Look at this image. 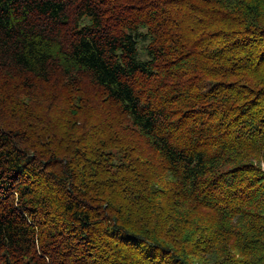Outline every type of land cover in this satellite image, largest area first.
Returning a JSON list of instances; mask_svg holds the SVG:
<instances>
[{
  "label": "trees",
  "instance_id": "trees-1",
  "mask_svg": "<svg viewBox=\"0 0 264 264\" xmlns=\"http://www.w3.org/2000/svg\"><path fill=\"white\" fill-rule=\"evenodd\" d=\"M264 0H0V264H264Z\"/></svg>",
  "mask_w": 264,
  "mask_h": 264
},
{
  "label": "rangeland",
  "instance_id": "rangeland-1",
  "mask_svg": "<svg viewBox=\"0 0 264 264\" xmlns=\"http://www.w3.org/2000/svg\"><path fill=\"white\" fill-rule=\"evenodd\" d=\"M264 165V164H263Z\"/></svg>",
  "mask_w": 264,
  "mask_h": 264
}]
</instances>
